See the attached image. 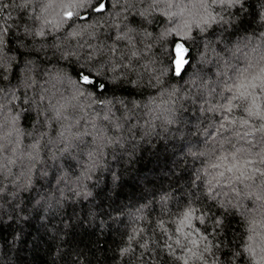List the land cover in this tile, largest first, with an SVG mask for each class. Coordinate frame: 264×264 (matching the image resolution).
I'll return each mask as SVG.
<instances>
[{"label":"trees","instance_id":"1","mask_svg":"<svg viewBox=\"0 0 264 264\" xmlns=\"http://www.w3.org/2000/svg\"><path fill=\"white\" fill-rule=\"evenodd\" d=\"M45 2L0 0V264H153V250L156 264H178L157 221L189 203L215 207L200 171L220 150L210 137L222 116L209 109L264 56V0H109L102 13L75 0L95 27L68 43L75 19L36 37ZM93 70L104 78L87 82ZM241 202L223 212L224 264L256 208Z\"/></svg>","mask_w":264,"mask_h":264},{"label":"clouds","instance_id":"2","mask_svg":"<svg viewBox=\"0 0 264 264\" xmlns=\"http://www.w3.org/2000/svg\"><path fill=\"white\" fill-rule=\"evenodd\" d=\"M219 2L226 3L231 8L233 4L241 5L243 0H219ZM92 3H96V0H89L88 7H91ZM208 15L211 17V13ZM89 16L90 12L80 8L75 0H58V2L46 0L38 16L41 23L35 35L37 38L43 37L44 27L48 25L52 30H61L67 26V22L75 19L74 26L66 33L64 43H68L69 40L83 39L86 29L95 27L89 23ZM261 17L264 18V12L261 13ZM100 27L103 25L101 24ZM95 34V32L87 33L90 38ZM116 38L122 37L118 35ZM0 42H3L2 37ZM129 42L131 43V40ZM89 47L93 48L92 55L89 57L91 60L98 55V52L95 45H89ZM110 47L115 52V45ZM105 51L108 50L105 49ZM68 55L70 53H65V58ZM249 67L250 71L246 69L233 83L223 87L220 93L221 98H224V92L230 93L224 102H217L209 109L222 116L210 137L220 150L200 171L205 177L204 195L208 197V204L216 202L215 207L189 203L185 209L170 219L157 221L158 230L162 231L163 236L166 237L159 247L174 261H178V264H224L220 252L216 251L222 248L218 237L223 234V212L227 211L228 207H232L236 208L239 214L243 203L237 206V200L241 196L254 198L256 208L249 210L253 218L245 217L248 220V227L245 229L248 234L244 237V243L240 245L239 251L233 250L229 259L232 264H238L243 253L247 264H264V56L255 65ZM115 68L114 64L111 71H115ZM97 76L104 78L102 71L93 70L92 75L87 79L91 83H96ZM83 77L84 73L78 72L72 79L73 82L83 85L85 83ZM115 79L113 78V83ZM99 91H103V87ZM79 95H83V92ZM237 111L243 114L238 115ZM224 133L228 135H223ZM231 141H234L232 150L224 148V145ZM257 144L259 149L253 152L252 148ZM195 179L200 180L201 176L198 175ZM193 185L195 186V181ZM238 185L243 186V191L238 188ZM217 196L220 200H217ZM225 198H228L226 203ZM161 199L167 201V197H161ZM217 209L222 210L220 214H217ZM168 224L173 227L170 229ZM143 232L142 228L137 230L136 237ZM153 243H156L154 239ZM140 248L149 249L147 238L140 244ZM123 251L129 252L131 248H125ZM154 257L153 250V264H156Z\"/></svg>","mask_w":264,"mask_h":264},{"label":"snow or ice","instance_id":"3","mask_svg":"<svg viewBox=\"0 0 264 264\" xmlns=\"http://www.w3.org/2000/svg\"><path fill=\"white\" fill-rule=\"evenodd\" d=\"M109 4V0H97L96 6L92 9L94 12L96 13H102L105 11L106 7ZM176 49H180L181 50V59L178 61L176 67L177 69L180 68L181 65H184L185 61L187 60V46L184 44L183 40H180V42H178L175 45ZM175 55V53H174ZM177 73H179V71H177ZM87 82H91V81H87ZM102 87V86H100Z\"/></svg>","mask_w":264,"mask_h":264}]
</instances>
